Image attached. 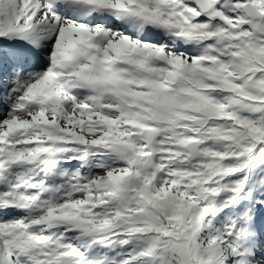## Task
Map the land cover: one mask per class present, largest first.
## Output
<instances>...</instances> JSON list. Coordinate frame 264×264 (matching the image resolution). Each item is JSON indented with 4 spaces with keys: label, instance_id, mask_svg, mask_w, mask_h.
<instances>
[{
    "label": "snow or ice",
    "instance_id": "snow-or-ice-1",
    "mask_svg": "<svg viewBox=\"0 0 264 264\" xmlns=\"http://www.w3.org/2000/svg\"><path fill=\"white\" fill-rule=\"evenodd\" d=\"M0 264H264V0H0Z\"/></svg>",
    "mask_w": 264,
    "mask_h": 264
}]
</instances>
